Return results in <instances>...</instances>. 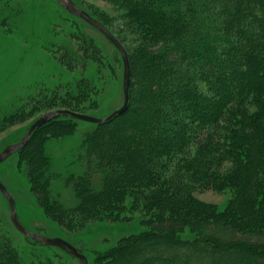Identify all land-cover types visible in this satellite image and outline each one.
<instances>
[{"label":"trees","instance_id":"16d2710c","mask_svg":"<svg viewBox=\"0 0 264 264\" xmlns=\"http://www.w3.org/2000/svg\"><path fill=\"white\" fill-rule=\"evenodd\" d=\"M104 1L119 8L131 36L128 47L110 30L129 55L128 109L93 124L63 166L47 145L72 135L77 119L40 125L14 154L28 194L46 218L70 228L119 220L132 199L146 228L96 252L91 264H264V0ZM61 48L69 71H95L63 93L46 89L53 103L45 110L87 113L105 57L83 32ZM236 101L253 110L232 124L226 112ZM24 105L0 113V132L30 115ZM164 158L177 161L181 182L161 175ZM61 188L74 205L64 204ZM197 188L232 196L220 208L196 198ZM0 264H25L2 226Z\"/></svg>","mask_w":264,"mask_h":264},{"label":"rangeland","instance_id":"374dc122","mask_svg":"<svg viewBox=\"0 0 264 264\" xmlns=\"http://www.w3.org/2000/svg\"><path fill=\"white\" fill-rule=\"evenodd\" d=\"M76 4L91 16L105 19L111 28L109 30H113L126 46H132L129 40L131 36L121 28L122 20L117 6L104 0H76ZM78 32L94 38L105 57L106 64L99 70L100 79L95 76V82L101 86L94 92V100L91 98L84 104L86 114L105 117L123 103L122 60L105 36L83 19L70 14L58 0H9L8 3H0V113L9 112L23 103L25 112L30 113L25 120L0 132V151L20 140L28 126L42 113L53 110H45L53 103L48 101L51 91L46 89L60 87L58 93H63L66 84L94 73L95 69L91 67L84 71L75 66L69 71L61 59L65 53L61 47L67 46L71 33ZM246 110L252 111V106L236 101L228 107L226 118L235 124ZM76 121L77 127L72 135L51 139L47 145V152L59 165H65L70 152L94 126L91 122ZM164 163L161 175L167 177V181L181 182L184 172L177 167V161L164 158ZM20 167L16 156L11 155L0 163V180L15 198L17 214L23 226L43 236L66 240L87 257L88 264L93 262L96 252L113 246L121 237L146 228L140 222V210L134 208L130 197L127 198L123 219L91 220L83 226L71 228L58 224L46 218L34 198L28 194ZM59 168L62 167L56 165L54 170ZM194 195L203 202L221 208L232 193L228 189L197 188ZM61 198L66 206L75 203L68 189L62 191ZM8 211V203L0 193V226L10 234L25 264H80L76 257L56 246H44L25 239L14 228Z\"/></svg>","mask_w":264,"mask_h":264},{"label":"water","instance_id":"95a60500","mask_svg":"<svg viewBox=\"0 0 264 264\" xmlns=\"http://www.w3.org/2000/svg\"><path fill=\"white\" fill-rule=\"evenodd\" d=\"M58 1L70 14L83 19L91 26H93L95 29H97L118 51L123 65V76H122L123 103L119 108L113 110L109 115L105 117H95L88 115L86 113L73 111L67 108H57L44 112L28 126L27 130L20 138V140L6 145L0 151V163L5 161L11 155L17 153L20 149H22L28 143L33 132L40 125L60 115H67L77 120L87 121L93 124H103L109 122L118 115L123 114L128 109L129 101H130L131 66H130L129 55L126 48L119 41V39L101 21L91 16L86 10L78 6L73 0H58ZM0 193L3 195V197L6 199L8 203V210H9L8 212L11 223L13 224L14 228L24 236L25 239H31L44 246H56L66 251L73 257H76L79 260L80 264H88L87 257L80 250H78L75 246H73L66 240L59 237L43 236L38 233H34L28 230L26 227H24L21 221L19 220L17 214L15 198L5 187V185L1 182V180H0Z\"/></svg>","mask_w":264,"mask_h":264}]
</instances>
